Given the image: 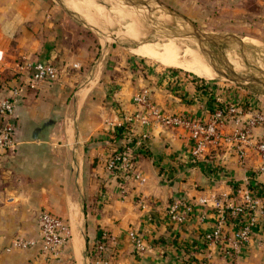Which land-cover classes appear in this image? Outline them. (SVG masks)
<instances>
[{
	"label": "crops",
	"instance_id": "0c3cea01",
	"mask_svg": "<svg viewBox=\"0 0 264 264\" xmlns=\"http://www.w3.org/2000/svg\"><path fill=\"white\" fill-rule=\"evenodd\" d=\"M73 24L78 23L52 0H0V99L10 87L21 88L15 145L0 151V264H91L86 248L101 234L105 256L114 264H187L189 256L205 253L200 235L214 215L196 199L227 195L243 178L264 189V170L254 171L258 160L252 147L245 149L243 165L212 145L194 159L182 129L133 118L140 108L132 96L145 89L161 112L202 120L215 106L245 105L251 97L132 55L116 58L106 45L95 47L73 33ZM45 61L56 67L57 79L24 85V64ZM257 132L252 131L254 138ZM113 133L127 135L135 171L143 178L126 177L122 193L106 170L118 145L110 140ZM186 197L189 217L179 227L168 224L166 208ZM41 209L68 227L66 245L49 261L40 260L35 247L11 248L14 240L37 238ZM128 229L150 245L144 254L135 253ZM210 264H264V224L234 262L214 254Z\"/></svg>",
	"mask_w": 264,
	"mask_h": 264
},
{
	"label": "built area",
	"instance_id": "2783aa9c",
	"mask_svg": "<svg viewBox=\"0 0 264 264\" xmlns=\"http://www.w3.org/2000/svg\"><path fill=\"white\" fill-rule=\"evenodd\" d=\"M23 68L27 71L23 84L29 87L40 81L57 79L56 67L47 61L25 63ZM20 91L19 85L10 87L7 96L0 99L2 152L10 151L15 145L14 111ZM132 101L140 108L133 118L144 123L151 119L161 126L182 129V137L191 144V155L194 159L201 156L207 146L212 145L230 151L237 163L243 165L245 149L252 147L258 160L254 171L260 173L264 170V107L257 104L253 98L246 101L245 105L230 102L223 107L215 106L203 120L161 112L150 102L145 89L135 93ZM254 129L258 130L255 138L252 136ZM106 170L110 177L117 178L121 193L126 177L143 181L141 175L135 171L133 153L129 145L122 150L115 148L110 152ZM230 187L227 195L218 197L210 193L196 199L198 205L211 207L214 215L209 229L200 235L205 253L192 258L189 256L186 259L187 264H210L214 254L224 256L231 263L234 262L241 247L251 238L254 229L264 224V189L254 183L249 184L245 178L231 184ZM191 209L189 198L178 199L168 205L164 217L168 224L179 227L189 217ZM37 229L36 239L14 240L11 242V248L35 247L40 260L49 261L56 258L68 241L66 222L63 218L41 209L37 214ZM125 234L136 254L142 255L150 248L135 230L128 229ZM104 239L105 235L101 234L89 243V250L94 251L92 264H114L105 256Z\"/></svg>",
	"mask_w": 264,
	"mask_h": 264
},
{
	"label": "rangeland",
	"instance_id": "374dc122",
	"mask_svg": "<svg viewBox=\"0 0 264 264\" xmlns=\"http://www.w3.org/2000/svg\"><path fill=\"white\" fill-rule=\"evenodd\" d=\"M112 1L113 0H52V3L55 6H58L60 11H66L77 21L78 24L70 26V30L73 33L77 32L79 36L83 35V40L86 41L87 39L88 43L95 45V47L99 48L100 46L101 49H103L104 45H106L112 49L115 55H117L116 58L120 54L132 55L158 69H176L201 80L222 83L231 87L234 91H237L235 93L249 96L253 98L257 104L264 106V90L249 86L250 82L246 81L244 84H237L216 72H214L216 76L213 78H206L181 68L162 65L153 58L132 53L129 50V46L137 44L142 40L147 39L150 44H158V49H160L162 46L160 43L164 42V40L170 39L159 38L153 40L154 37H151L154 32L152 26L157 23L149 20V11L150 9L157 7L149 4L148 10L146 8H138L136 9L135 14L132 15L131 18H128L126 14L122 11L119 12L115 8ZM159 1L175 12L185 16L188 20L192 21L198 29L205 33H220L242 38L246 47L243 49L241 55L237 50L227 51L225 54L216 50L220 59H222L221 55H223L234 58L238 62L240 65V69H238L239 75H258L259 72L255 67L264 71V0ZM107 15L110 19L107 18ZM105 17L106 19H104ZM167 17L168 21L159 23L167 26L185 24L182 20L176 17L173 19H170L169 15H167ZM132 22H134V24L136 22V24L134 25ZM172 42H175L180 46L179 50L190 45L193 49H190L189 47L187 48L197 53L200 58L208 63L206 57L196 49L195 42H192L189 39H174ZM212 59L214 63L219 65L218 61L214 58ZM247 64L255 67L248 66ZM76 252L77 254H75L79 259V246Z\"/></svg>",
	"mask_w": 264,
	"mask_h": 264
},
{
	"label": "water",
	"instance_id": "95a60500",
	"mask_svg": "<svg viewBox=\"0 0 264 264\" xmlns=\"http://www.w3.org/2000/svg\"><path fill=\"white\" fill-rule=\"evenodd\" d=\"M118 1L133 3L136 9L146 8L148 10V5L150 4L153 5L154 7L163 9L167 15L169 16L172 15L182 20L185 23L184 25L178 24L177 26H167L164 24L157 23L156 25L152 26L154 32L151 37H154L153 40L163 38V39H170L171 41H173L174 39H189L190 41L195 42L197 47L196 49L200 53H202L204 57H206L209 66L214 72L237 84H244V82H246L249 78H252L254 81L253 83H250L249 86L264 90V71L258 69V67L247 64L248 66L255 67V69H257V71L259 72V74L248 75V76L235 74L232 72V70L229 68L226 62L220 59L216 53V50L221 51L223 54H225V52L227 51L237 50V52L240 53L241 55L243 49H245L246 47V44L242 41V38L231 35L225 37L223 34L220 33L219 34L205 33L202 30L198 29L192 21L188 20L182 14H179L174 10L170 9V7H168L159 0H118ZM147 42H149V40L147 39L142 40L138 42L137 45L145 44ZM187 47L193 49V47H191L190 45ZM212 58L218 61L221 67L218 64L214 63Z\"/></svg>",
	"mask_w": 264,
	"mask_h": 264
},
{
	"label": "bare ground",
	"instance_id": "6f19581e",
	"mask_svg": "<svg viewBox=\"0 0 264 264\" xmlns=\"http://www.w3.org/2000/svg\"><path fill=\"white\" fill-rule=\"evenodd\" d=\"M112 2H113V5L115 6V8L119 12L122 11L124 14H126L128 16V18L129 17L131 18V16L134 15L136 12V7L133 3L121 2V1H117V0H113ZM169 17H170V19L174 18V16H172V15ZM107 18H108V15H107ZM104 19H106V17ZM108 19H110V18H108ZM149 20L154 22V23H159V22L168 21V17H167V15L163 9L154 8V9H150V11H149ZM87 23H89V22H87ZM132 23L134 24V22H132ZM135 24H136V22H135ZM125 33H126V31H125ZM224 36L227 37L228 35H224ZM160 44L162 45L160 49H158V44H154V43L150 44L149 42L146 44H138V45L132 44L129 46V50L134 54L153 58L162 65L171 66V67H175V68H181V69L186 70L188 72H192L198 76H202V77H206V78H213L214 76H216L214 71L209 66V64L205 60L200 58V56H198L197 53L190 50L189 48L186 47L184 49L179 50L180 46H178L175 42H172L171 40H164V42H161ZM221 57L226 62V64L229 66V68L232 70V72L235 74H238V71H239L238 69H240L239 68L240 65L238 64V62L234 58H231L229 56L221 55ZM253 81L254 80L252 78H249L247 80V82H250V83H252ZM76 237L77 236H75V234H73L72 244L74 245V250L76 249L75 253L77 254L76 251L78 249L79 242L76 241Z\"/></svg>",
	"mask_w": 264,
	"mask_h": 264
},
{
	"label": "trees",
	"instance_id": "16d2710c",
	"mask_svg": "<svg viewBox=\"0 0 264 264\" xmlns=\"http://www.w3.org/2000/svg\"><path fill=\"white\" fill-rule=\"evenodd\" d=\"M126 138L128 139L127 135H125L124 133H113L110 140L117 142V148L122 150L125 146L129 145L126 141ZM86 257L90 260L92 264V259L94 258V251L92 249L89 250V246H87Z\"/></svg>",
	"mask_w": 264,
	"mask_h": 264
}]
</instances>
